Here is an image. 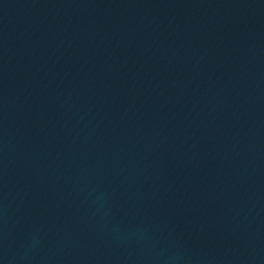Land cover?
I'll use <instances>...</instances> for the list:
<instances>
[{"label": "water", "instance_id": "water-1", "mask_svg": "<svg viewBox=\"0 0 264 264\" xmlns=\"http://www.w3.org/2000/svg\"><path fill=\"white\" fill-rule=\"evenodd\" d=\"M0 264H264V0H0Z\"/></svg>", "mask_w": 264, "mask_h": 264}]
</instances>
